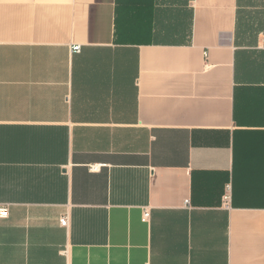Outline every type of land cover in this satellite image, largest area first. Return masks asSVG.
<instances>
[{
    "label": "crops",
    "instance_id": "1",
    "mask_svg": "<svg viewBox=\"0 0 264 264\" xmlns=\"http://www.w3.org/2000/svg\"><path fill=\"white\" fill-rule=\"evenodd\" d=\"M0 206V264H264V0H0Z\"/></svg>",
    "mask_w": 264,
    "mask_h": 264
},
{
    "label": "built area",
    "instance_id": "2",
    "mask_svg": "<svg viewBox=\"0 0 264 264\" xmlns=\"http://www.w3.org/2000/svg\"><path fill=\"white\" fill-rule=\"evenodd\" d=\"M82 49V46L81 45H73L72 46V52L73 53H79ZM225 199L228 200L229 197L226 195L225 196ZM9 217V208L8 206H0V219H5V218H8ZM68 224V219L66 217L62 218L61 220V225L62 226H67Z\"/></svg>",
    "mask_w": 264,
    "mask_h": 264
}]
</instances>
